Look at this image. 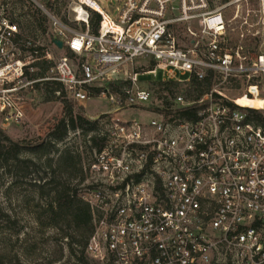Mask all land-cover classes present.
Segmentation results:
<instances>
[{
	"label": "built area",
	"instance_id": "obj_1",
	"mask_svg": "<svg viewBox=\"0 0 264 264\" xmlns=\"http://www.w3.org/2000/svg\"><path fill=\"white\" fill-rule=\"evenodd\" d=\"M29 1L54 28L52 45L60 40L80 60L59 57L45 79L74 100L110 105L95 118L106 143L88 163L84 182L92 183L79 190L94 217L86 254L105 264H207L219 252L222 262L264 264V125L246 112L264 111V51L256 50L264 43V0H116L111 14L76 0L83 31ZM21 7L0 0L6 124L22 122L21 94L36 82L26 72L38 46L21 26ZM89 10L100 15L96 34ZM191 78L208 85L194 90ZM154 81L179 84L166 112L152 110L162 109ZM129 109L148 119L110 116Z\"/></svg>",
	"mask_w": 264,
	"mask_h": 264
},
{
	"label": "trees",
	"instance_id": "obj_2",
	"mask_svg": "<svg viewBox=\"0 0 264 264\" xmlns=\"http://www.w3.org/2000/svg\"><path fill=\"white\" fill-rule=\"evenodd\" d=\"M26 1L20 0L23 5L26 4ZM41 1L44 7L56 16H59L62 10L66 8L64 0ZM21 8L23 11L21 13V26L25 34L33 38L38 34H47V19L41 10L28 5L26 9ZM61 20L70 24L69 26L74 25L73 28H77L78 24L70 23L66 19V15H62ZM78 27L82 31L86 29L84 23ZM99 28L100 15L89 10V32L96 34ZM63 48L65 55L74 57L67 46H63ZM38 53H45L44 49L38 47ZM38 53H31L32 61L28 65L29 70L26 72L27 79L36 80L33 83V87L36 89L42 88L41 90L46 91L52 89L53 92H59L57 98L62 105L63 117L58 120L45 137L37 142L12 140L0 129V169L6 167L17 169L19 171L17 176H20V172L29 174V171L40 172L42 168H44L42 171L47 170L43 176L29 184V190L34 192L38 198V202L34 204L36 207L34 219L40 227H52L61 233V237L66 239L65 243L69 255L74 258L73 264H90L85 247L94 231V217L89 204L77 194L79 185L88 177V168H84L82 157L76 148L65 144L56 148V144L63 142L70 130L78 129L83 136V143H88L90 149L93 147L99 151L106 143V137L103 135L104 133L101 135L102 131H98L103 125L99 126L97 120H90L85 117L82 114V107L76 106L73 100L67 98L65 89L60 82L52 78L45 79V77L52 75L50 69L54 64L51 60L39 57ZM152 65L150 63V66ZM32 69L33 71H30ZM117 83L119 87L127 84L126 81H118ZM152 83L158 86L156 92L162 105V109L154 107L152 110L166 112L165 108L170 107L171 99L179 91V84L174 81H154ZM190 84L194 90L202 91L203 88L207 87L208 81L191 78ZM110 86L113 90L116 89V85H113L112 82H110ZM159 92H166V95H161ZM233 94H237L236 91ZM187 96L191 95L188 94ZM246 112L255 122L264 125V111L247 109ZM188 114L187 111L183 113V115ZM22 153L27 154V156L24 157ZM52 153H56V155L51 156ZM72 180H76V185L71 184ZM8 220V213L0 208V221L6 223ZM258 224L256 223V226H259ZM31 247H35L34 243L26 244L23 250L24 254H31ZM11 261V256L5 253L0 254V264H9ZM53 262L51 260L47 264H53ZM219 264L232 263L227 258L225 262Z\"/></svg>",
	"mask_w": 264,
	"mask_h": 264
},
{
	"label": "rangeland",
	"instance_id": "obj_3",
	"mask_svg": "<svg viewBox=\"0 0 264 264\" xmlns=\"http://www.w3.org/2000/svg\"><path fill=\"white\" fill-rule=\"evenodd\" d=\"M36 1L42 4L41 0ZM64 1L66 8L62 10L59 16L55 15L56 18L63 23L61 16L66 15V19L70 23H76L75 14L72 9L77 6L78 2L76 0ZM93 1H95L109 14L115 12V7L117 6L116 0ZM32 4L29 0L26 1V5L29 7H36ZM89 4L95 8L98 7L93 2H90ZM66 25L69 26L70 24ZM78 25L77 28H74V30H80ZM73 26L69 27L73 28ZM54 31L55 30L51 26L50 21H47V34H38L35 37V45L42 47L45 52L38 53L39 57L51 60L53 64H55L59 57L65 55L63 50L59 51L55 49L54 45H52L50 39L54 34ZM256 50L264 51V43H258ZM70 58L75 65H77L80 61L79 58L76 57ZM149 66V63H145L143 68ZM138 68L140 67L138 66ZM30 71H33V69ZM145 78L147 80H152L153 76L145 75ZM158 78H160V75H158ZM41 89H36L32 86V88L26 87V89L22 92L20 100L24 110V118L21 123L6 124L0 119V129H2L12 140L37 142L45 137L50 129L57 124L58 120L63 117L62 105L57 98V96H59V92H53L52 89L47 91ZM66 96L67 98L73 100L76 106L82 107V114L90 120H95L98 115L102 116L110 111V105L103 99H91L79 102L71 98L67 92ZM251 105L258 107L261 105V102L253 100ZM110 116L120 119H148V115L145 112L130 109L120 112L118 115L111 114ZM97 125L102 126V124L100 125L99 123H97ZM99 129L100 130L98 131H102L101 134H103L105 133L106 127L102 126V128ZM64 144L72 146L80 152L83 166L84 168H87L88 163L96 150L93 147L90 149L88 143H83V136L80 131L78 129L70 130L64 141L56 144V148L62 147ZM22 155L24 157L27 156V154L24 153H22ZM55 155L56 153L51 154V156ZM42 169L40 172L29 171V174L20 172V176H17L19 173L17 169L9 167L0 169V208H2V210L7 212L9 215L8 222L6 221L5 223L0 221V254L5 253L6 255L12 257V261L9 262V264H47L51 260L54 261L53 264L74 263V258L69 255L68 248L65 243L66 239L61 237V233L52 227H40L34 219V210H36L34 204L38 202V198L34 192L29 190V184L33 180H37L38 177L44 175V172L47 170L42 171ZM11 183H13V185L9 187ZM75 183L76 180H72L71 184ZM90 183L92 182L86 181L84 182V186L83 183L80 184L79 190L84 189L86 184L89 185ZM77 194L79 196V192ZM29 243H34L35 247H31V254H24V247ZM87 256L90 264H105L90 257L89 255ZM222 261L223 255L217 252L213 255L212 262L207 264H219L223 263Z\"/></svg>",
	"mask_w": 264,
	"mask_h": 264
},
{
	"label": "bare ground",
	"instance_id": "obj_4",
	"mask_svg": "<svg viewBox=\"0 0 264 264\" xmlns=\"http://www.w3.org/2000/svg\"><path fill=\"white\" fill-rule=\"evenodd\" d=\"M85 1L88 2V3L92 2L91 0H85ZM96 8H98V7H96ZM77 12H79V19H81L82 17H84L83 12L79 8H77ZM252 101L253 100H248L246 98H242L240 100L241 104H243V105H249V104H251Z\"/></svg>",
	"mask_w": 264,
	"mask_h": 264
},
{
	"label": "water",
	"instance_id": "obj_5",
	"mask_svg": "<svg viewBox=\"0 0 264 264\" xmlns=\"http://www.w3.org/2000/svg\"><path fill=\"white\" fill-rule=\"evenodd\" d=\"M54 43H55V45H56L58 48H63V43H62L60 40L55 39V40H54Z\"/></svg>",
	"mask_w": 264,
	"mask_h": 264
},
{
	"label": "crops",
	"instance_id": "obj_6",
	"mask_svg": "<svg viewBox=\"0 0 264 264\" xmlns=\"http://www.w3.org/2000/svg\"><path fill=\"white\" fill-rule=\"evenodd\" d=\"M63 46H65V45H63ZM55 49H57L59 51L63 50V52H64V48H58L56 45H55Z\"/></svg>",
	"mask_w": 264,
	"mask_h": 264
}]
</instances>
